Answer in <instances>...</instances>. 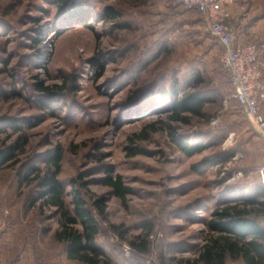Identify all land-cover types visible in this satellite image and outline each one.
Masks as SVG:
<instances>
[{
	"label": "rangeland",
	"instance_id": "1",
	"mask_svg": "<svg viewBox=\"0 0 264 264\" xmlns=\"http://www.w3.org/2000/svg\"><path fill=\"white\" fill-rule=\"evenodd\" d=\"M78 1L94 8L91 28L79 21L59 27L53 0H0V90L6 95L0 97V151L22 137L14 157L0 165V264H81L68 260L55 240L56 210L27 204L41 191L32 178L37 171L44 176L56 151L70 208L72 185L93 210L94 200L104 197V217L94 213L97 242L112 263L192 261L216 208L264 200L258 175L264 141L229 99L222 49L201 15L177 0ZM109 8L118 18L103 22ZM40 84L51 90L40 91ZM185 93L205 100L202 114L186 124H169L166 113L134 117ZM160 119L163 127L147 130ZM172 131L204 149L185 155ZM133 148L147 153L128 157ZM106 169L131 188L123 200L103 184ZM253 207L264 228V207ZM149 227V252L142 254L129 241Z\"/></svg>",
	"mask_w": 264,
	"mask_h": 264
},
{
	"label": "trees",
	"instance_id": "2",
	"mask_svg": "<svg viewBox=\"0 0 264 264\" xmlns=\"http://www.w3.org/2000/svg\"><path fill=\"white\" fill-rule=\"evenodd\" d=\"M53 0L58 12L57 24L59 27H65L70 22L79 21L81 25L91 28L89 19L93 17L95 11L87 3L70 0ZM197 14V13H196ZM118 12L112 8L107 11V16H104L103 22H114L118 18ZM39 36L42 34L39 32ZM37 39V38H36ZM43 54L38 56L42 59ZM38 87L40 91L49 92L50 87ZM56 89L63 90L64 86H54ZM13 96L17 97L19 94L13 92ZM164 95V94H163ZM5 94L0 90V97L5 98ZM168 96H164L162 101H167ZM205 105V100L197 93H185L181 98L174 99L167 107L160 108L154 106L151 109L140 110L138 115H152L157 112L164 114L165 119L169 124L171 123H188L190 115L200 116ZM241 108V107H240ZM242 110V109H241ZM144 115V116H145ZM143 116V117H144ZM141 117V118H143ZM165 121L163 119L152 123L147 130L157 131V127H163ZM168 124V127L170 128ZM15 126L16 122L11 121V126ZM31 125V124H30ZM20 128H15L19 130ZM173 133V131H172ZM177 148L187 156H192L201 152L204 146L201 144H192L183 139L177 138L176 134H171ZM22 137L17 138L16 142L0 151V165H2L8 158L14 157V151L20 148ZM142 149H130L128 157H133L138 154H145ZM61 153L56 151L55 154L49 158L46 166L44 176L39 172L35 174L32 180L39 181L41 191L38 195H29L28 207H33L37 202H40L39 208L52 206L59 214V230L55 233V240L64 245V251L67 259L81 264H114L106 251L97 242L100 233L99 226L96 222L94 213L100 217L105 215L104 197L94 200L93 207H87L85 200L78 192L76 186L72 185V201L71 208L65 201V190L63 185L58 180L59 161ZM222 162L223 159L218 158L214 160ZM33 168L30 172H33ZM36 171V170H35ZM28 179V174L23 176L21 183ZM103 184L112 190L115 197L123 200L127 194L131 192V188L126 186L120 175L112 176L109 169L105 170V178ZM258 193V192H257ZM260 205L264 207V200L255 202L247 198L242 206H223L216 208L209 219L204 221V225L208 231V235L204 240L202 246L198 250L197 257L190 261L186 260L184 263L180 261L178 264H227L228 262H239L240 264H264V228L260 226L256 218L253 205ZM41 207V208H40ZM247 207V208H244ZM258 208L257 211H261ZM153 228H146L145 232L130 240L129 244L137 252L147 254L149 252L150 240L149 235ZM119 233V232H118ZM121 239L125 237L120 232ZM140 238L142 240H140ZM163 253H160V258L163 260Z\"/></svg>",
	"mask_w": 264,
	"mask_h": 264
},
{
	"label": "built area",
	"instance_id": "3",
	"mask_svg": "<svg viewBox=\"0 0 264 264\" xmlns=\"http://www.w3.org/2000/svg\"><path fill=\"white\" fill-rule=\"evenodd\" d=\"M177 1L184 10L204 18L210 36L222 49L221 65L232 88L229 99L239 104L253 130L264 141V113L261 109L264 102V49L254 43H241L224 24L230 0ZM258 175L264 185V168L258 171Z\"/></svg>",
	"mask_w": 264,
	"mask_h": 264
},
{
	"label": "crops",
	"instance_id": "4",
	"mask_svg": "<svg viewBox=\"0 0 264 264\" xmlns=\"http://www.w3.org/2000/svg\"><path fill=\"white\" fill-rule=\"evenodd\" d=\"M224 24L241 43H254L264 49V0H230ZM264 63V55H263ZM264 113V102L261 103Z\"/></svg>",
	"mask_w": 264,
	"mask_h": 264
}]
</instances>
